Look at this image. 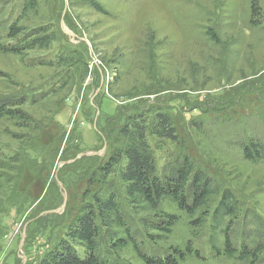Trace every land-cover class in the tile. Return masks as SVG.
I'll use <instances>...</instances> for the list:
<instances>
[{
  "label": "rangeland",
  "instance_id": "obj_1",
  "mask_svg": "<svg viewBox=\"0 0 264 264\" xmlns=\"http://www.w3.org/2000/svg\"><path fill=\"white\" fill-rule=\"evenodd\" d=\"M25 1L0 0V42H15L6 38L14 22L26 41L55 40L21 53L0 50V264L45 259L79 202L70 193L85 183L79 164L66 165L82 156L104 162L112 142L101 131L140 99L168 113L179 138L148 136L159 176L188 154L239 200L237 251L259 226L252 217L264 229V0H35L23 14ZM251 144L254 158L245 155ZM218 201L219 193L196 229L198 213L166 198L161 209L177 221L150 248H180L182 264H264V250L256 261L226 255L229 219L211 243ZM49 210L63 216L36 221ZM120 259L142 264L130 246Z\"/></svg>",
  "mask_w": 264,
  "mask_h": 264
},
{
  "label": "trees",
  "instance_id": "obj_2",
  "mask_svg": "<svg viewBox=\"0 0 264 264\" xmlns=\"http://www.w3.org/2000/svg\"><path fill=\"white\" fill-rule=\"evenodd\" d=\"M33 7L35 0H26L23 14ZM8 28L6 38L15 42H0L1 51L21 53L23 49L33 47L48 48L55 40V34L47 37L36 34L35 38L26 41L23 36L20 37L22 28L17 26V22ZM211 37L216 40L213 35ZM145 103L143 99L133 102L126 109L127 113L118 110L117 115L101 131L112 142L104 162H95L96 156H82L66 165L79 164L85 183L80 189L72 190L75 193H70L74 201L79 199L73 209L74 214L66 211L69 214L63 217L67 221L65 231L56 237L55 247L47 252L40 264H130L120 259V252L128 246L136 252L142 264H182L187 253L180 248H172L171 252L174 253L150 248L149 243L161 239L160 234H168L177 221L175 215L162 211L164 200L171 199L190 216L198 213L191 223L200 229L210 214L211 200L218 193L219 201L211 213V243H215V236L225 226L224 220L229 219L227 229L223 231L226 255L231 257L238 252L240 259L256 261L264 250V243L259 244L264 242V229L258 218L253 219L251 216L250 221L257 222L259 226L256 230L246 232L244 240L254 233L257 237L254 244L244 241L237 251L235 237L241 227L240 221H237L241 206L230 190L222 191L210 177L194 166L188 154L164 171L163 176H159L154 148L148 136L152 135L158 141L172 142H178L179 138L171 116L156 108V105L147 109ZM258 151V145L251 144L245 155L254 158L259 155ZM61 172L64 184L69 185L71 180L65 178L63 169ZM77 191L80 192L79 197L76 196ZM73 205L68 203L66 209L69 210ZM139 211H148L153 216H141ZM61 216L63 214L50 212L36 221L46 220L53 224ZM70 216L72 218L68 220ZM236 221L238 228H228ZM147 247L152 250L148 254Z\"/></svg>",
  "mask_w": 264,
  "mask_h": 264
},
{
  "label": "water",
  "instance_id": "obj_3",
  "mask_svg": "<svg viewBox=\"0 0 264 264\" xmlns=\"http://www.w3.org/2000/svg\"><path fill=\"white\" fill-rule=\"evenodd\" d=\"M95 153L98 154V152H95ZM95 153H94V154H95ZM82 154H84V153H82ZM82 154H79L78 156H80V155H82ZM76 158H77V157H75L72 161H74ZM72 161H71V162H72ZM65 203H66V198L64 199V203H63V205L60 207V209H63ZM58 211H59V210H54V211H53V210H52V211L49 210V211H47L46 213H50V212H58Z\"/></svg>",
  "mask_w": 264,
  "mask_h": 264
}]
</instances>
